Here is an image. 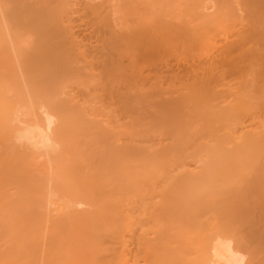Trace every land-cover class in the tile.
Here are the masks:
<instances>
[{"label": "bare ground", "instance_id": "bare-ground-1", "mask_svg": "<svg viewBox=\"0 0 264 264\" xmlns=\"http://www.w3.org/2000/svg\"><path fill=\"white\" fill-rule=\"evenodd\" d=\"M0 264H264V0H0Z\"/></svg>", "mask_w": 264, "mask_h": 264}]
</instances>
